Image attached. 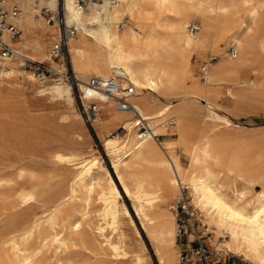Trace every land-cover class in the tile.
I'll return each instance as SVG.
<instances>
[{
  "label": "bare ground",
  "instance_id": "obj_1",
  "mask_svg": "<svg viewBox=\"0 0 264 264\" xmlns=\"http://www.w3.org/2000/svg\"><path fill=\"white\" fill-rule=\"evenodd\" d=\"M16 2L22 12L14 22L23 33L18 40L7 33L2 39L19 55L52 62L57 68L47 47L59 31L42 16L43 8L56 12L60 7L67 27L78 35L69 40L71 69L83 102L96 100L101 110L91 127L101 139L116 180L109 167L90 154L91 148L89 155L57 151L50 156L53 165L71 171L65 190H60L58 181L49 183L31 173L28 186L13 194V170L24 176V169L13 165V155L20 162L23 155L33 158L27 138L20 137L22 121L17 114L27 104L22 91L30 89L39 99L64 101L74 115V142L80 143L89 133L75 111L74 86L49 79L39 83L32 72L9 62L0 72V264H38L49 248L58 255L65 253L71 237L89 224L93 200L99 205L92 231L103 238L111 256H129L123 229L126 216L139 238L140 234L120 201L124 197L131 201L158 263L177 264L176 219L167 203L177 198L181 184L213 235L209 242L217 251L264 264V135L234 124L217 112L214 102L221 87L242 103L264 86V0H102L85 6L79 0ZM192 24L197 26L193 33ZM224 41L233 47L232 56L214 63L216 57H211L200 69L201 79H195L193 57L204 58L207 52L217 55ZM255 63L262 68L252 78ZM115 73L123 76L122 88L136 87L129 101L151 128L150 136L141 141L133 114L87 86L93 76L109 78ZM201 99L206 101L204 108L199 106ZM198 120L200 127L194 125ZM209 125L222 126L229 133L221 136ZM119 126L127 129L125 136L113 135ZM156 136L174 137L175 142L163 145ZM181 155L187 159L186 166ZM258 186L260 191H255ZM17 207L27 213L13 220ZM134 257L137 264L147 263L139 254ZM61 260L58 256L56 263Z\"/></svg>",
  "mask_w": 264,
  "mask_h": 264
},
{
  "label": "rangeland",
  "instance_id": "obj_2",
  "mask_svg": "<svg viewBox=\"0 0 264 264\" xmlns=\"http://www.w3.org/2000/svg\"><path fill=\"white\" fill-rule=\"evenodd\" d=\"M84 2L85 3L82 4L83 6H85L86 4H90L91 2L102 3V0H92L91 2H90V0H84ZM59 12H60V7H59ZM41 14L45 18V20L48 22V17L46 16L47 13L44 12V8L42 9ZM38 18L39 17L36 16V19H38ZM194 21L197 25L198 24L200 25L199 18L194 19ZM51 24H53V23H51ZM53 25H55V24H53ZM55 29L58 30V27L56 25H55ZM22 33H23V31H22ZM76 36H78V35L76 34ZM57 38H58V34H56L53 37V40H51V42L49 43V45L47 47V53L48 54H50V50H51L53 44L56 42ZM14 48H16V47H14ZM221 48L222 49L219 52L220 54L217 53V55H214V56H212L209 52H207L204 55V58L199 57L198 55H195L193 57L194 70L192 72V75L195 79H201L200 69L202 66L205 65L206 61L208 62V60L211 57H216V59L211 61L212 63H214V62H217L218 60H220L222 57H225V56L231 57L232 56L233 47H231L228 44V41L222 42ZM16 50H17V48H16ZM43 63L45 65L50 66L51 68H54L52 66L53 65L52 62H51V64L49 62H43ZM53 63H56V62L53 61ZM68 66H69V69L71 71L72 69H71L69 57H68ZM260 68H262V67H260L256 63L253 64V70L251 71V77L252 78L257 77V74H258ZM23 70L28 71V72L30 71V70H27L24 68H23ZM30 72H32V71H30ZM20 85L26 87V83H24V84L21 83ZM74 88H75L74 99L76 100V102L74 104L75 105V111H77V113L79 114L81 119H83L82 114H81V102L79 99L80 93L78 92V87H74ZM22 92L24 94L23 93L21 94V92H19V91L14 92V93H16V95L21 94V95H23V97L25 96L24 98L27 100L26 106L24 107V109L22 108L23 110L22 109L19 110L17 116L22 121V124L19 125V128L21 129V133L22 132L24 133L26 131V133H28V134L25 135V133H24V135H25V137H24L23 133L22 134L20 133L21 134L20 137L22 136L21 138L23 140H26V138H27L28 141L26 140V146L28 147L29 151H31L30 153L33 156V158L31 159L29 156L23 155V156H21L23 161L20 162V159L18 158V156H15V154L13 155V158H14L13 163L16 162L13 165L21 167L24 169V176L22 178L18 177V174H17L18 172L15 170H13V174L10 176V178L13 179V194H15V192H19L20 190H22L23 188H26L28 186V182H27L28 181V175H30L31 173L34 174L36 177H38V179H41V180L49 182V183L50 182L54 183L53 181H55V182L58 181L60 183L59 188H61V187L64 188V189L61 188L60 190H62V191L65 190V187L67 185V182H68L70 174H71L70 173L71 171L67 170L66 168H61V167H60L61 168L60 169L58 166L53 165V163L51 162L50 156L57 151L69 150V151H75L77 153L86 152V154L89 155L88 150L90 151V148H91L92 152L90 154L98 156L99 159L101 160V163L103 165H105V167H107V168L109 167L108 168L109 171L111 172V174H113V177L116 180V177H115L114 173L112 172L110 159L105 154V152L102 148L101 139L96 136L93 128L84 122V119L82 120L83 125L86 124L85 127L88 129L89 132L87 131V133H89V134H87L88 137L85 135L83 136V138H82V139H84V140H82L83 142L80 140V143H76V142H74V133H75L74 132L75 128L73 127L74 126V123H73V116L74 115H73L72 110L69 108V106L64 101L52 100V99L47 98V97H40V99H39V96H37L30 89L22 91ZM32 97H34V98H32ZM229 97L230 96H228L226 94V90L224 87H221L218 89L217 94H215V96H214V102L218 105L217 112H220V114H222V115L224 114L234 124L240 125L241 127H246L247 129H245V131H248L249 133H251V132L254 134L260 133V134L264 135V86L261 88V90H259V92L253 98H248L245 101H242V103L241 102L240 103L235 102L234 99H232L231 97L229 98ZM161 101L164 103L177 102L176 99H162ZM198 103H199V106L202 108H204L206 106V101L204 99L199 100ZM29 109H31V110H29ZM35 109L36 110L38 109V111H36ZM25 110H26V112H25ZM222 110H224V111H222ZM24 112H25V114H24ZM66 121H68V122H66ZM70 124H72V125H70ZM194 125L196 127H200L202 124H201L200 120H198V121L194 122ZM209 127H214L216 129L217 133L221 136H226L229 133V131L226 130L222 126L216 127L213 125H209ZM73 129H74V131H73ZM30 137H31V141H30ZM87 138L89 139V142H88ZM158 142L163 143V145H165L166 143H174L175 139H174V137H170V136H159ZM37 143L40 145H38ZM83 143H85V144L83 145ZM181 163L183 164V166H186L188 164L186 157L183 155H181ZM15 164H18V165H15ZM25 164H27L28 166L34 165V167L30 166L29 168H27L28 166ZM65 169H66V171H65ZM51 170H52V172H50ZM53 171L56 173H53ZM67 171L69 172V174ZM43 173H44V175H43ZM57 173H58V177H56ZM65 173H67V174H65ZM64 174H65V176H63ZM16 181H17V183H16ZM18 182H20V183H18ZM64 182H65V184H64ZM260 189H261L260 186H258L255 188V191H260ZM176 199H173L167 203L169 206H171V208L169 206L168 207L170 208V211L174 215H175V213H174L173 207L176 205ZM120 201L124 202L126 204L128 210H129V212H131L130 214L133 217V220L135 219L134 220L135 225H137V229L139 228V234H140V238H139V236L135 233V231L132 229L131 225L129 224V219L126 216V219H125L126 221L124 222L123 229L125 230L126 238H127L126 239V248H125L126 254L125 255H129V256L123 255V256L119 257V256L112 255V256H114L112 258V256H111L112 253L106 248L105 243L102 242L103 238L97 237V233L92 231V229H94L96 224L98 223L97 222L98 217H97L96 213H97L98 205H99V203L97 201L93 200V203L91 206L92 212H91L89 224H87V225L85 224V226L83 227L82 232L80 234H76V235H73V237H71L73 242L71 241L72 244H69V248L65 251V253L63 252L64 254L62 253L61 255H58V253H56V251H54V248H49V249L44 251L47 254H45L43 252L45 255L43 254V255L39 256L38 264H40V263L45 264V262H46V264H137L135 262L136 261V259H135L136 256L134 257L135 254L136 255L139 254L141 257L143 256L145 263L147 261L146 264H148V263L149 264H159L158 259L155 255L152 243H151L150 239L148 238V236L146 235V233H144V231L142 230V228L140 226V222H139L138 218L135 216L134 210L132 208V204H130L131 201L127 197H124L123 200H120ZM167 204H166V207H167ZM28 212H31V210H28ZM14 213H13V220L17 219L20 215H24L25 213H27V210L26 209L21 210L17 207L14 209ZM195 213H196L197 218L200 222L199 223L200 229H202L204 231L205 229H207V227L204 226L203 222L200 221L201 218H200V213L198 212V210L195 209ZM175 222H176V220H175ZM212 236L213 235L211 234L209 236V238L211 239ZM91 241H93V242H91ZM90 242H91V244H90ZM73 243H75V244H73ZM176 243L178 246V251L180 253V250L182 248L181 242H180V240H176ZM142 245H144L145 248ZM50 249H51L52 253H51ZM85 250H86V252H85ZM140 251L142 252V254ZM53 253L54 254L56 253V254L53 255ZM131 253H132V255H131ZM222 253L228 257L232 256V260L235 261V264H251L249 262L244 261L241 257L235 256L231 253H225V252H222ZM58 256H60L62 259L60 261L61 263L60 262L56 263V259L58 258ZM46 257H47V259L49 258V260H47ZM50 258H52L53 260ZM50 260H52V261L50 262ZM178 262H179V256H178L177 264H178Z\"/></svg>",
  "mask_w": 264,
  "mask_h": 264
},
{
  "label": "built area",
  "instance_id": "obj_3",
  "mask_svg": "<svg viewBox=\"0 0 264 264\" xmlns=\"http://www.w3.org/2000/svg\"><path fill=\"white\" fill-rule=\"evenodd\" d=\"M92 0H90L91 2ZM84 0H79V4H84ZM21 9L16 0H0V72L11 61L16 62L18 67L32 71L35 79L43 83L48 79L51 81H65L74 87H78V81L72 70L68 66V46L69 40L75 36L73 29L67 27L64 16L61 12H51L44 8L47 13L48 23H53L58 27L59 33L56 42L50 50V58L57 63V68H51L40 62H34L27 57L19 55L2 39L7 33L11 40H18L22 34L21 29L15 24L14 20L21 16ZM193 33L197 31L196 24L189 27ZM214 60V59H213ZM212 61V60H211ZM123 76L119 73L113 74L109 78H100L93 76L89 79L87 86L102 94L107 99L114 102L115 106L125 112L132 113L135 118V134L138 141H141L151 134V128L147 120H144L136 109L131 105L129 98L136 92L134 85L121 87ZM81 102V114L84 122L92 126L96 121L101 110L94 100L85 104L79 95ZM127 129L119 126L113 131V135L125 136ZM159 140V136L155 137ZM176 218V240L181 242L178 264H235L232 256H226L217 251L209 242L210 232L200 229V222L191 204L187 188L182 184L179 186V192L176 199V205L173 207Z\"/></svg>",
  "mask_w": 264,
  "mask_h": 264
}]
</instances>
